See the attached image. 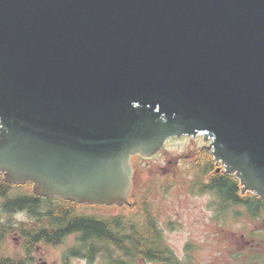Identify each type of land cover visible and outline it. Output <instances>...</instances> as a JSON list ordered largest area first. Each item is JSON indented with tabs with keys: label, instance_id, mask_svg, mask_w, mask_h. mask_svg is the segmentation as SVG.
<instances>
[{
	"label": "water",
	"instance_id": "1",
	"mask_svg": "<svg viewBox=\"0 0 264 264\" xmlns=\"http://www.w3.org/2000/svg\"><path fill=\"white\" fill-rule=\"evenodd\" d=\"M204 135L264 200V0H0V174L127 206L132 161Z\"/></svg>",
	"mask_w": 264,
	"mask_h": 264
},
{
	"label": "trees",
	"instance_id": "2",
	"mask_svg": "<svg viewBox=\"0 0 264 264\" xmlns=\"http://www.w3.org/2000/svg\"><path fill=\"white\" fill-rule=\"evenodd\" d=\"M185 176L193 175L190 192L194 195L210 194L212 203L208 208L220 226L227 228L234 222H245L244 232L237 236L242 252H234L231 259L239 264H264V200L247 193L243 195L239 180L222 169L217 172L213 155L206 148H197L191 154ZM191 173V174H190ZM163 192L173 186L171 179L162 181ZM31 184H10L0 174V264L20 263L3 254L9 236L18 232L21 249L31 254L39 247H54L74 236L75 242L64 253L63 262L80 258L94 263L101 257L105 263L136 264L138 261L158 264H196L197 245L189 242L185 246V257L180 259L167 243L158 220L151 209L148 187L134 207L141 214L97 216L81 213L84 205L56 197H42L23 189ZM139 196L133 193L131 199ZM136 204V205H135ZM26 213L28 221L12 226L17 214ZM4 216V219H3ZM5 216L10 218L4 223ZM7 218V219H8ZM252 227H251V226ZM250 227V228H249ZM244 239V240H243Z\"/></svg>",
	"mask_w": 264,
	"mask_h": 264
},
{
	"label": "rangeland",
	"instance_id": "3",
	"mask_svg": "<svg viewBox=\"0 0 264 264\" xmlns=\"http://www.w3.org/2000/svg\"><path fill=\"white\" fill-rule=\"evenodd\" d=\"M212 139H204V135L196 137L182 136L170 138L163 149L151 156L137 155L132 161L133 172L131 176L132 188L128 198L127 206H96L90 208L83 207L80 211L85 214L97 216L134 215L139 216L142 212L139 207H134L133 203H139V198L145 193L148 187L153 190L150 193L151 209L156 216L159 227L163 231L167 243L172 247L177 257L184 259L185 246L191 242L198 247L196 264H237L231 259L234 252H242L239 236L244 232L245 222H234L231 226L223 228L214 219V214L209 210L208 204L212 203L210 194H193L190 192L192 174L185 176V168L191 161L194 149L202 148L211 144ZM206 148L211 154L209 148ZM213 155V154H212ZM221 165V164H220ZM216 163V166L219 167ZM226 173V171H225ZM171 179L173 186L169 187L167 193L163 192L162 181ZM239 180V179H238ZM240 182V180H239ZM243 186H241L242 190ZM33 186L23 190L32 192ZM34 192V191H33ZM139 196L137 201L131 199L133 193ZM85 204H82L84 206ZM136 205V204H135ZM5 216L4 223H8L10 218ZM4 219V216H3ZM28 221L26 213L17 214L13 219L15 226L20 222ZM251 226V225H250ZM252 227V226H251ZM250 228V227H249ZM18 232L8 237L5 254L11 260H20L23 257L21 250L22 241ZM244 240V239H243ZM75 237H69L63 244L54 247L42 248L38 263L41 264H61L64 249L72 247ZM73 264H85L82 259H73ZM96 264H106L101 257L94 261ZM136 264H158L138 261ZM239 264V263H238Z\"/></svg>",
	"mask_w": 264,
	"mask_h": 264
},
{
	"label": "flooded vegetation",
	"instance_id": "4",
	"mask_svg": "<svg viewBox=\"0 0 264 264\" xmlns=\"http://www.w3.org/2000/svg\"><path fill=\"white\" fill-rule=\"evenodd\" d=\"M23 250V249H21ZM63 251V258H62V263L61 264H73V263H69V262H63L64 261V253L67 251V249L62 250ZM42 252V248H36L31 254H27V252L25 250L22 251L23 257L20 259V263L18 264H41L38 263L37 261H39V257L37 258V254L41 255ZM73 259H80V258H72L71 261ZM83 260V259H82ZM85 261V260H84ZM86 262V261H85ZM10 264H16V263H10ZM46 264V263H45ZM85 264H96V263H85ZM108 264V263H106ZM109 264H118V263H109Z\"/></svg>",
	"mask_w": 264,
	"mask_h": 264
}]
</instances>
